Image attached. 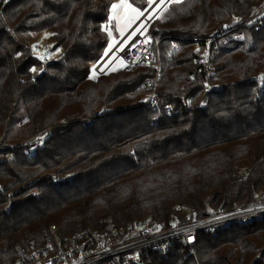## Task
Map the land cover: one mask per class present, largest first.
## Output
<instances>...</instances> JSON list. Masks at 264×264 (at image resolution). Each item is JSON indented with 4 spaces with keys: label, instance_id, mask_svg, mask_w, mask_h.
Instances as JSON below:
<instances>
[{
    "label": "trees",
    "instance_id": "obj_1",
    "mask_svg": "<svg viewBox=\"0 0 264 264\" xmlns=\"http://www.w3.org/2000/svg\"><path fill=\"white\" fill-rule=\"evenodd\" d=\"M112 2L0 0V138L17 143L0 160V264L52 225L64 237L105 218L165 223L176 204L204 215L264 190V88L254 80L264 72V19L212 45L216 90H205L195 60L214 27L256 15L264 0L170 1L149 19L161 60L157 108L140 101L149 67L89 77L108 46ZM44 31L59 54L42 66L29 43ZM37 132L41 147L19 143ZM176 250L149 252L144 264H264V217L199 235L192 255Z\"/></svg>",
    "mask_w": 264,
    "mask_h": 264
},
{
    "label": "built area",
    "instance_id": "obj_2",
    "mask_svg": "<svg viewBox=\"0 0 264 264\" xmlns=\"http://www.w3.org/2000/svg\"><path fill=\"white\" fill-rule=\"evenodd\" d=\"M158 1L146 10L129 32L114 41L102 58L92 65L89 76L96 79L107 73L117 60L128 69L135 66L149 67L153 72L144 81L145 93L140 101L150 108L158 107L156 86L161 76V60L146 26L149 23L147 16ZM263 19L264 10L245 20L234 17L232 22L214 27L201 44L196 43L195 60L204 71L205 90L218 88L209 81L213 72L212 45L238 27L253 25L255 31L259 30ZM31 49H43L44 53L49 51L47 45L35 44ZM254 80L260 88H264V72H260ZM185 103H189V99ZM105 110L103 108L102 112ZM19 143L37 148L42 146L43 140L41 133L37 132ZM16 144L2 142L0 138V160H11L12 155L6 149ZM2 189L0 185V191ZM263 217L264 190L251 188L246 201L231 207L211 209L204 215H198L191 203L176 204L165 223H155L151 218L143 217L116 227L109 218H105L100 228H86L64 237H60L52 225L41 243L29 240L26 245H16V256L10 264H144L149 252L155 251L162 257H169L181 245L192 255L199 235H215L228 226L249 224Z\"/></svg>",
    "mask_w": 264,
    "mask_h": 264
},
{
    "label": "rangeland",
    "instance_id": "obj_3",
    "mask_svg": "<svg viewBox=\"0 0 264 264\" xmlns=\"http://www.w3.org/2000/svg\"><path fill=\"white\" fill-rule=\"evenodd\" d=\"M156 1L157 0H147L148 6L145 10L142 11V10L136 8L135 6H133L132 4H130L128 2V0H126V3L122 2V0H113L112 4L110 5V8H109V22L107 24L103 25V27L106 29V31L108 33V38H109L108 46L105 49V52H107L111 48L114 41H116L119 38H122L127 32H129L133 28L135 23L146 12V10H148L150 8V6H152ZM170 1L172 2L174 0H163V2H162V0H159L158 1L159 4L155 5L154 9L151 11V13L148 14V16H147L148 20L151 17L159 16L160 13L163 11V9L167 6L168 2H170ZM113 5H115L116 7L113 8L112 7ZM133 33H135V31ZM48 35H49V33L44 31V32L38 34L37 37L35 39H33L34 40L33 42L29 43V45H31L32 47L35 44L41 45V46H44V45L48 46L49 51L47 53H44L43 49L33 50L34 56L38 60L43 62L42 66L48 60L57 59L58 54H59L58 48L54 49V50L51 48L52 47L51 41L47 40ZM120 66L123 67L121 62L117 60V61H115V63H113L110 66L109 71L110 70L111 71L116 70ZM41 69H42V67L37 68L36 71L39 73V72H41ZM91 79L95 80L93 78H91Z\"/></svg>",
    "mask_w": 264,
    "mask_h": 264
},
{
    "label": "snow or ice",
    "instance_id": "obj_4",
    "mask_svg": "<svg viewBox=\"0 0 264 264\" xmlns=\"http://www.w3.org/2000/svg\"><path fill=\"white\" fill-rule=\"evenodd\" d=\"M122 2H125L126 3V0H122ZM163 2V0H162ZM174 2H179V0H174ZM113 8L116 7L115 5L112 6Z\"/></svg>",
    "mask_w": 264,
    "mask_h": 264
}]
</instances>
